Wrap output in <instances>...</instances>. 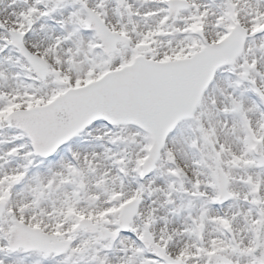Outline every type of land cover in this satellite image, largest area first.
Masks as SVG:
<instances>
[{
  "label": "snow or ice",
  "instance_id": "1",
  "mask_svg": "<svg viewBox=\"0 0 264 264\" xmlns=\"http://www.w3.org/2000/svg\"><path fill=\"white\" fill-rule=\"evenodd\" d=\"M0 264H264V0H0Z\"/></svg>",
  "mask_w": 264,
  "mask_h": 264
}]
</instances>
